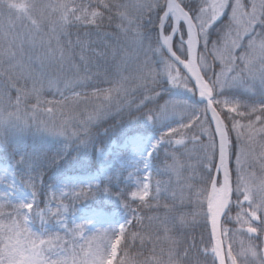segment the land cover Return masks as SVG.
Wrapping results in <instances>:
<instances>
[{"label": "snow or ice", "instance_id": "1", "mask_svg": "<svg viewBox=\"0 0 264 264\" xmlns=\"http://www.w3.org/2000/svg\"><path fill=\"white\" fill-rule=\"evenodd\" d=\"M0 154V264H264V0H0Z\"/></svg>", "mask_w": 264, "mask_h": 264}, {"label": "trees", "instance_id": "2", "mask_svg": "<svg viewBox=\"0 0 264 264\" xmlns=\"http://www.w3.org/2000/svg\"><path fill=\"white\" fill-rule=\"evenodd\" d=\"M70 32L72 33H75L77 31L76 28H70L69 29ZM104 31H109V32H115L116 29H115V22L113 23V25L111 27H105L104 28ZM80 32H81V36L82 38L84 39H88L87 37H83V32L84 30L83 29H80ZM75 35H73L72 39L75 40ZM92 40H99V39H102V37H97L95 35H93L91 37ZM104 86V85H102ZM14 95V93H13ZM48 98H52L50 95L48 96ZM139 101L137 100V103ZM161 103H163V101H161ZM151 107V105H150ZM133 116H136L138 115V113L136 112H133L132 113ZM119 119V118H117ZM123 119L125 121H127L129 119L128 115L125 114ZM112 121H108L104 124V127H108L109 124H111ZM101 131H103V129H101ZM191 135V134H190ZM115 142L117 145L121 144L123 141H124V134L122 131H117V130H113L112 133H110L107 137H101L100 139V142L98 143V147H103L105 151H107L109 148H110V144L112 142ZM182 151H186L188 153V156H184L183 159L187 160L189 158V156L191 157V163H195L196 162V159L197 157L199 156V147L193 143H188L187 145V149L186 150H183ZM88 161H89V165L88 167L86 168H80V167H77L75 169L72 170V174H88V172H94L95 171V168L97 166V163H96V158L94 156V153L92 151H89L88 153V157H87ZM163 160V149L161 150V153H160V160H154L152 163H153V166L154 168L155 167H159L160 166V163L161 161ZM6 159L5 157L0 154V163L4 164L6 163ZM156 179H160V180H163V181H168L169 180V176L168 175H156L155 172H153V180L155 181ZM54 180V177L50 176L48 179H46L45 181V185H47L48 183H52ZM174 178H173V183H174ZM41 200L43 199V190H41ZM92 206H100V207H104L105 208V211H110V210H114V208L116 207L114 204H105L104 200H103V196L101 195L100 198H98ZM136 205L134 204L133 207H135ZM187 211H191L192 209L189 208V209H186ZM146 211V210H145ZM229 227H232V225H228ZM190 232L192 231L191 229L189 230ZM194 234L196 235V238L197 240H199V235H200V230L199 229H195L194 230ZM237 240H239L240 238L237 237L235 238ZM137 247H138V242H137ZM134 251L136 249H133ZM193 255H196V253H193ZM201 261H202V264H203V257L201 256L200 257ZM210 260V258H209Z\"/></svg>", "mask_w": 264, "mask_h": 264}, {"label": "rangeland", "instance_id": "3", "mask_svg": "<svg viewBox=\"0 0 264 264\" xmlns=\"http://www.w3.org/2000/svg\"><path fill=\"white\" fill-rule=\"evenodd\" d=\"M120 151H122V150H119L115 145H113L111 151L109 150L108 152L116 154L117 152H120ZM129 170H131V169H129ZM125 175H127V172H125ZM4 187H5V185H0V191H2ZM121 187H123V185H121ZM41 206H43V205H41ZM76 215H77V217H79L80 213H77ZM72 218L73 217H72L71 213H69V215H68L69 221H71ZM116 219H119V217L117 216Z\"/></svg>", "mask_w": 264, "mask_h": 264}]
</instances>
